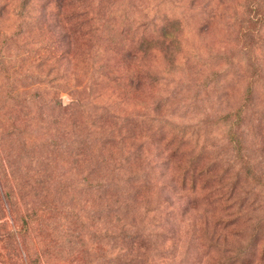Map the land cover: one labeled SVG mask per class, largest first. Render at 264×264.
Wrapping results in <instances>:
<instances>
[{
	"label": "rangeland",
	"instance_id": "obj_1",
	"mask_svg": "<svg viewBox=\"0 0 264 264\" xmlns=\"http://www.w3.org/2000/svg\"><path fill=\"white\" fill-rule=\"evenodd\" d=\"M6 2V4L0 2V137L1 134L6 137L2 141L3 144L0 143V146L2 145L0 150L3 147L7 152L11 150V154L3 152L0 156L6 160L12 156L13 161L21 162L27 160L30 152L37 156L48 154L49 162L56 167L58 173H61L62 170L59 172V169L62 164V154L58 151L51 153L44 145L49 139H58L54 137V132L46 130L45 127L34 130V127L30 126L20 133L14 131L13 121L19 119V123L20 118L28 116L29 120L40 126L41 118L45 113L43 100L48 98L52 91L57 94L62 105H67L70 98L76 96L77 92H80L82 98L85 97V85H87L85 78L91 72L87 71L85 75L80 74L76 77V86L73 88L74 91L72 90V95L62 90L61 86L54 87L59 83L56 74L51 73L50 78L49 75L43 78L42 74L49 68L41 64V57L47 52L44 51L45 47L41 41L42 35L34 39L30 35V32H33L30 30V20L34 18V21L40 24L45 11L44 0H8ZM86 2L89 9L94 7L96 11L95 8L98 6L95 0ZM103 2L102 10H106L107 13L104 16L107 21L103 24L105 35L113 31L118 39L114 34L110 36L113 39V45L105 40L106 47L103 50L105 53L100 55H106L104 62L107 63L104 67L106 70L102 71L109 78L116 77L118 84L111 87V83L105 77H100L102 86L98 82V90L103 88L107 98L120 104L121 109L132 108L139 113L143 112L145 115L141 118L143 125L150 122L148 119H151L153 114L152 108H159L162 112L159 116L162 118L163 114L168 122L165 126L161 120L160 132L166 138L173 132L178 140L180 137L185 140V145L177 141L168 144L167 152L161 154V158H170L171 166L164 164L168 168L166 178H172L177 183L183 179L187 188L185 193L188 189L199 192L200 185L204 186L207 193H211V189L216 185L221 187L226 185L234 192L230 199L223 198L214 210L211 209L205 214L202 212L205 206L198 202L197 194L192 193L195 200L191 197L186 198L185 193L179 195L181 200L190 203L183 207L184 212L179 210L183 216L168 219V225L174 228L175 233L172 238H167L162 244L167 247L165 255L156 251L160 259L155 263L238 264L239 260L235 259V251L246 244L248 246L253 244L254 224L259 217L258 225L262 227L261 230H264V192L253 189L258 179H249L246 166H243L238 176L235 175V166L241 163L235 156L234 137L228 135L226 137V133L223 132L224 127L220 125L221 122L217 116L227 110L226 108L233 106L242 93L243 82L235 80L237 67L235 59L242 55V50H239L241 39L249 44L248 52L257 56L258 62L264 66V0H103ZM51 8L48 5V10ZM131 20L137 22L133 28ZM122 26H125L126 32L130 33L128 38L133 39L128 47L132 55L119 61L112 57L111 51L122 45V35L113 29H119ZM39 32L42 34L40 30ZM103 37L101 35V40ZM118 41L119 45L116 46L115 43ZM220 50L222 53L215 55L216 51ZM182 55H187L192 60L182 64ZM196 58H199L198 61L195 60ZM58 64L59 71L65 65L68 68L67 71L71 72V62L67 61V58ZM123 68L131 72L130 83H128L127 72L126 77L122 76ZM34 69L38 71L36 75L39 74V77L33 74ZM93 76L91 73L90 83ZM125 82L127 85H124ZM164 84H167L166 87ZM173 85L179 87L177 91L172 90V92H175V98L183 99L180 101L183 105L181 108L161 104L163 90L171 89ZM96 88L93 85L92 91ZM30 102L36 105L31 106ZM159 110H156L155 115L160 113ZM171 114L173 119H169ZM192 116L194 119L201 118L199 127H181V122ZM15 124L17 125L16 122ZM85 124L86 120L80 125V129ZM103 133L107 136L106 132ZM260 134L264 139V128L261 129ZM15 139H24L27 145L30 144L33 147L18 149L19 159L14 156ZM156 139L158 137H151L150 143L156 146L154 153L160 155L161 144L166 139L158 145L154 143ZM93 144L94 148L99 146V143L93 142ZM174 144L181 146L184 150H174ZM150 151L153 150L150 149ZM247 152L250 159L252 158L251 162L256 165L254 168L264 171V162L258 163L259 159L255 160L253 148L250 147ZM92 159L97 161L95 158ZM233 163L234 167L230 168L229 166ZM63 171L66 173L62 181L70 188L66 194L72 196L67 203L79 208L83 198L90 197L92 192L76 193L74 187L80 179L75 174V168L69 166ZM260 175L264 179V174ZM235 182H237L236 188ZM216 190L220 189L216 188ZM235 194L236 199L233 198ZM26 198L22 196V199ZM141 199L143 205L144 203L146 205L144 207L150 208L147 206L149 196L145 195ZM237 199L240 205L237 204ZM17 204L13 205L5 195V188L2 189L0 192V263L46 264L47 261L43 256L34 252L32 247L26 246L27 253L23 254L20 238L24 236L20 216L28 204L24 200H20ZM180 204L176 203L177 206ZM241 205L242 209H240ZM237 207L240 210L239 213L235 212L238 210ZM100 214L102 217L97 224L98 231H101L103 226L109 227L103 213L100 212ZM206 217L208 222L215 220V223L216 221L219 223L212 229L216 230L212 239H210L211 230L208 226L202 230L196 226L199 224L198 220L202 221ZM162 231L164 233V227ZM200 234L202 238H198ZM96 235L99 236L95 234V237ZM255 242H257L256 257L252 259L247 257L241 261L246 260L248 264H260L258 253L264 244V231L259 234ZM96 243L100 247L106 245L102 239ZM147 253L142 256H147ZM96 259L100 260V258ZM246 261L241 264H246ZM48 264L90 263L81 256H77L73 260L50 259ZM261 264H264V260Z\"/></svg>",
	"mask_w": 264,
	"mask_h": 264
},
{
	"label": "trees",
	"instance_id": "obj_2",
	"mask_svg": "<svg viewBox=\"0 0 264 264\" xmlns=\"http://www.w3.org/2000/svg\"><path fill=\"white\" fill-rule=\"evenodd\" d=\"M6 1L8 0H0L3 4H6ZM86 1L44 0L45 11L40 24H37L34 18L30 20V30L33 31L30 35L33 39L42 35L41 41L45 47L44 51L47 52L41 57V64L49 68L42 74L43 78L47 75L50 78L51 73L56 74L59 83L54 87L61 86L62 90L71 94L76 86V77L80 74L85 75L87 71L91 72L94 75L91 83L89 81L91 73L87 72L85 78L86 96L82 98L80 92H77L76 96L70 98L67 105H62L57 94L52 91L51 95L43 100L45 113L41 118L40 126L29 120L28 116L20 118L19 123V119L15 120L17 125L13 121L14 131L20 133L30 126H33L34 130L45 127L46 130L54 132V137L58 139H49L44 145L47 151L51 153L58 151L62 154L63 159L59 169V172L61 170L62 172L58 173L56 167L49 162L48 154L37 156L30 152L27 160L21 162L13 161L12 156L9 160L0 156V192L5 188L7 199L11 200L15 206L20 200L28 204L20 216L24 236L20 238L23 254L27 253L26 246H28L42 255L47 261L46 264L50 262V259L64 261L73 260L77 256H81L90 264L93 262L97 264H156L155 262L160 259L156 251L165 255L167 247L162 244L167 238H172L175 233L174 228L168 225V219L183 216L179 210L184 212L183 207L190 203L179 197L187 189L183 179L177 183L172 178H166L168 168L164 164L171 166L170 158H161V154L167 152L168 144L177 141L185 145V140L180 136L178 140L173 132L168 135V138L160 132L161 120L165 126L168 122L163 114L162 118L159 116L162 112L158 107L152 108L153 114L151 119H148L150 122L143 125L141 119L145 117L143 112L139 113L132 108L121 109L120 104L107 98L103 88L98 90L100 77H105L111 83V87L118 84L116 77L105 76L102 70H106L104 69L107 63L104 62L106 55H100L105 53L103 52L106 47L105 40L113 45V39L110 36L114 34L116 39L118 36L113 31L105 35L103 24L107 21L104 19L107 13L106 10H102L103 0H95L98 6L95 8L96 11L94 7L89 9ZM48 5L52 7L49 10ZM48 19H50L49 22ZM134 21L131 20L132 28L137 23ZM113 29L122 35V45L111 51L112 57L118 60L129 58L131 51L128 47L133 41L132 38H128L130 33L126 32L125 26ZM101 35L104 36L102 40ZM115 44L118 46L119 41ZM248 46L249 44L241 39L239 50H242V55L235 59L237 65L235 80L243 82L242 93L235 104L226 108L227 110L218 115L217 119L224 127L223 132L226 133V137L227 135L234 137L235 156L241 163L235 166V175L238 176L243 166H246L249 179H258L253 189L264 192V179L260 175L264 174V171L254 168L256 165L251 162L252 158L250 159L247 152L250 147L253 148L255 160L259 159L258 163L264 162V139L260 134L261 129L264 128V66L258 62L257 56L248 52ZM216 52L215 55L222 53V50ZM65 58L71 62L72 73L67 71L68 68L65 65L59 71L58 62ZM182 59V64L192 60L187 55H182ZM198 59L195 60L198 61ZM37 72L34 69L33 74L39 77V74L36 75ZM126 72L127 70L123 68V77H126ZM127 74L128 83H130L131 72L128 70ZM93 85L97 88L92 91ZM124 85H127V82ZM166 85L164 84L165 87ZM178 88L177 85H173L171 89H164L163 97L160 99L161 104H169L176 108L183 107L180 103L183 99L175 98V92H172V90L177 91ZM30 105L34 106L36 103L30 102ZM156 110L160 111L158 115H155ZM169 116V119L174 118L172 114ZM193 117L184 119L181 127H199L201 118ZM85 120L86 124L80 129V125ZM103 132H106L108 137ZM1 137L0 143L6 138L3 134ZM151 137H158L154 142L156 145L166 139V143L161 144L160 155L154 153L156 146L150 143ZM144 138L147 139L138 141ZM15 142L14 156L17 159L20 158L18 149L33 148L30 144L27 145L24 139H15ZM93 142L99 143V146L94 148ZM174 150H184V148L174 144ZM3 152L11 154V150L7 152L2 147L0 153ZM236 163L235 158V165ZM69 166L75 168V174L80 179L74 187L76 193L92 192L90 197L83 198V206L81 204L79 208L67 203L72 196L66 194L70 188L63 183L62 178L66 173L63 170H67ZM229 167L233 168L234 163ZM236 186L237 182H235V188ZM198 189L199 192L188 189L185 194L186 198L191 197L193 200L195 199L192 193L198 195V202L205 206V209H202L204 214L211 209L214 210L223 198L230 199L234 194L232 188L226 185L214 186L211 193H207L203 185H200ZM145 195L149 196L147 206L150 208L144 207L145 203L143 205L141 201ZM22 196L27 198L22 199ZM234 197L236 199V194ZM176 203H181L180 205L183 206H177ZM237 204H239L238 199ZM241 207L242 205L240 209ZM239 211L238 208L235 212L239 213ZM100 212L103 213L109 227L103 226L101 231H98L97 224L102 217ZM258 221L260 217L254 224L252 233L254 242L264 231L261 230L262 227L258 225ZM197 223L199 224L196 226L200 230L208 226L211 230L210 239L214 238L216 230L212 229L219 224L217 221L216 223L215 220L208 222L206 217L202 221L198 220ZM162 227L165 229L164 233ZM95 234L99 236L95 237ZM198 238H202V234L198 235ZM100 239L105 241V247H100L96 243ZM254 242L250 246L246 244L235 251V259L239 260L238 264L245 262L246 260L241 261L244 258L256 257L257 242ZM144 253H147V256L143 257ZM258 258L261 264L264 260V244L260 247ZM170 261L169 263H172ZM246 264H248L247 261Z\"/></svg>",
	"mask_w": 264,
	"mask_h": 264
}]
</instances>
